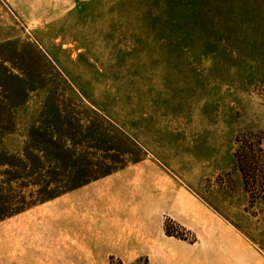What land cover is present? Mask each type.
Wrapping results in <instances>:
<instances>
[{
  "label": "rangeland",
  "instance_id": "374dc122",
  "mask_svg": "<svg viewBox=\"0 0 264 264\" xmlns=\"http://www.w3.org/2000/svg\"><path fill=\"white\" fill-rule=\"evenodd\" d=\"M140 256L264 264V0H0V264Z\"/></svg>",
  "mask_w": 264,
  "mask_h": 264
},
{
  "label": "trees",
  "instance_id": "16d2710c",
  "mask_svg": "<svg viewBox=\"0 0 264 264\" xmlns=\"http://www.w3.org/2000/svg\"><path fill=\"white\" fill-rule=\"evenodd\" d=\"M166 232L169 235H173L172 233L169 232L168 229H166ZM113 261V260H112ZM112 264H115V262H112ZM116 264H124L121 259H119ZM130 264H151L149 258L147 256H140L138 257L135 261L131 262Z\"/></svg>",
  "mask_w": 264,
  "mask_h": 264
}]
</instances>
